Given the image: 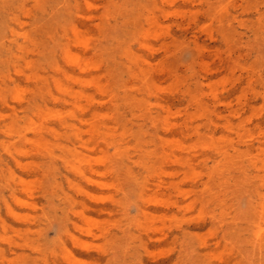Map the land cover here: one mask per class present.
I'll return each instance as SVG.
<instances>
[{
	"label": "rangeland",
	"instance_id": "1",
	"mask_svg": "<svg viewBox=\"0 0 264 264\" xmlns=\"http://www.w3.org/2000/svg\"><path fill=\"white\" fill-rule=\"evenodd\" d=\"M62 50L92 62L114 101L90 104L99 94L75 84L84 110L46 113L73 122L83 114L85 138L94 124L119 149L109 142L85 153L111 161L112 172L97 176L106 186L43 152L34 170L10 166L24 181L12 185L13 198L0 170V264H264V244L252 247L249 236L264 193V0H0V58L20 55V73L0 68V94L12 101L18 91L27 103L48 80L56 89L52 77L66 83L54 69L57 60L72 70ZM156 99L180 113L166 123ZM0 111L19 128L2 102ZM184 122L198 131L179 134ZM56 130L49 148L73 159L72 133ZM73 208L88 215L75 226Z\"/></svg>",
	"mask_w": 264,
	"mask_h": 264
},
{
	"label": "bare ground",
	"instance_id": "2",
	"mask_svg": "<svg viewBox=\"0 0 264 264\" xmlns=\"http://www.w3.org/2000/svg\"><path fill=\"white\" fill-rule=\"evenodd\" d=\"M10 31L11 36H14V30L10 29ZM142 46H147V44L142 43ZM83 49L86 50L87 47L83 46ZM125 54L127 56H132L129 49L125 51ZM19 56V54L7 53L5 59L0 58V68L5 67V64H9L15 73H20L19 66L16 64ZM62 57L67 63H70L68 64L72 66V70L64 69L62 66H59L57 60L54 61V69L66 80V83H64L59 78L52 77V84L56 89L53 90L50 88L48 80L46 88L44 87L43 91L39 94L34 93L31 102L27 101V103L23 100V97L18 91H16V94L12 97V101H9L4 95L0 94V102L5 104L9 109V118L12 116L19 123L18 129L9 126V124H6L8 114H4L0 111V120L5 123L0 128V132L4 134L5 138L4 141H0V170L2 172L7 170L10 175L8 178V189L11 191V196L13 198H15V195L13 194L14 189L12 185L23 186L24 188V181L21 178H18L19 176L11 170L10 166L13 165L16 168L22 169V171L34 170L38 168V161L36 158L40 154L44 155L43 152H47L48 156L52 159L56 157L55 159L58 160V162H55L54 164H57L58 168L98 186H106V183L98 180L97 176L107 175L112 172L111 161H108L105 157L91 159L85 154L86 152L102 151L110 142L107 136L104 133H101L94 124L88 129L87 138L81 134L82 131L78 124L83 121L85 115H76L75 112L72 113L74 119L73 122L66 120V118L57 112L58 110H54L56 113L52 116H48V113H46V110L49 109V105L61 108L71 107L72 109H81L83 111L85 107H81L79 103V98L82 94L80 91L75 90V84H87L93 88L95 93L99 94V98L94 96L88 97L90 104L93 101H98L100 104L105 103L103 102V99H107V97H111L109 98V102L114 101V97L107 95L106 93L108 87L107 84L104 85V76L99 72L91 73L90 66L93 64L92 62L80 64L77 57L70 56L65 50H62ZM27 64H30V62H27ZM74 69H77L78 73H75L73 71ZM32 78L34 77L25 75V79L27 80ZM161 102V99H156V105H158L165 114L164 120L166 123L168 122V117L170 115L180 113L179 111L173 112L171 107L163 105V102L162 104ZM24 103H26L27 106L24 105ZM26 112L28 114H26ZM96 112V109L92 110L93 114H97ZM50 118H53V120ZM152 118L154 119L156 116ZM188 124L186 125L185 122L181 123V128L178 130L179 134L186 135L198 131L196 128H190ZM57 126H60L66 132L72 133V137L69 140L71 148L68 151L75 153L73 159L66 157L64 153L56 156L48 146V137L58 134V130H56ZM172 126H175V124L171 126L167 125L165 131L170 133ZM259 134L260 136H264V132H260ZM158 137L163 144L168 141L167 135L162 134ZM19 143H23V145L27 143L31 145V149H19ZM110 144L114 147L115 151L117 148L119 149L118 146L113 145V142H110ZM260 145L263 146V142ZM247 146L248 148L245 150V154L249 155V146L252 147V145ZM78 148H81L82 151H78ZM258 149L262 152V149ZM183 160L184 157L173 158V161L180 164H182ZM262 164L264 166V160H262ZM64 177L65 180L71 184L70 178L68 176ZM262 182V189L264 190V177L262 178ZM26 191H29V189L27 188ZM4 198L5 197H2L1 200L5 205L6 211L13 214V209ZM263 200L264 193L262 194L258 192L255 201L256 206L253 208L254 217L253 221H251V229L249 230V236L252 239L250 244L252 247L264 244V218H260V214L264 212ZM35 206L36 205L33 202L28 203V207L32 210H35ZM258 206H260L261 211L257 212L256 210ZM69 214L72 216L67 221L74 226L78 224L79 220H85L88 218L85 208H82V210H75L73 208Z\"/></svg>",
	"mask_w": 264,
	"mask_h": 264
}]
</instances>
